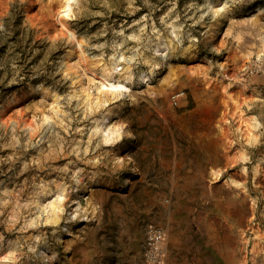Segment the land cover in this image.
Segmentation results:
<instances>
[{"label": "rangeland", "instance_id": "rangeland-1", "mask_svg": "<svg viewBox=\"0 0 264 264\" xmlns=\"http://www.w3.org/2000/svg\"><path fill=\"white\" fill-rule=\"evenodd\" d=\"M64 2L0 0V264H264V0Z\"/></svg>", "mask_w": 264, "mask_h": 264}, {"label": "built area", "instance_id": "built-area-1", "mask_svg": "<svg viewBox=\"0 0 264 264\" xmlns=\"http://www.w3.org/2000/svg\"><path fill=\"white\" fill-rule=\"evenodd\" d=\"M160 241V235L157 234L150 240V264H161L159 253Z\"/></svg>", "mask_w": 264, "mask_h": 264}, {"label": "bare ground", "instance_id": "bare-ground-1", "mask_svg": "<svg viewBox=\"0 0 264 264\" xmlns=\"http://www.w3.org/2000/svg\"><path fill=\"white\" fill-rule=\"evenodd\" d=\"M71 1L72 0H65V2H64V11H68V10H70V3H71ZM66 16V15H65ZM113 83V82H112ZM117 87H122L123 85H122V83L120 84V83H118L117 85H116Z\"/></svg>", "mask_w": 264, "mask_h": 264}]
</instances>
